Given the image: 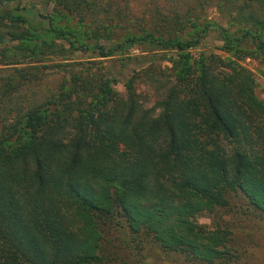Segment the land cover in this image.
<instances>
[{
  "label": "trees",
  "instance_id": "trees-1",
  "mask_svg": "<svg viewBox=\"0 0 264 264\" xmlns=\"http://www.w3.org/2000/svg\"><path fill=\"white\" fill-rule=\"evenodd\" d=\"M14 1L0 0V264H103L112 223L197 264L230 262L231 201L264 215V101L239 60L257 57L264 75V0H177L173 24L153 29L134 25L129 0H41L49 14ZM207 7L227 26L202 18ZM212 29L230 56L193 59ZM142 45L176 56L168 71H134L124 93L111 67L45 63ZM52 66L63 77L37 98ZM143 72L163 92L149 107Z\"/></svg>",
  "mask_w": 264,
  "mask_h": 264
},
{
  "label": "rangeland",
  "instance_id": "rangeland-1",
  "mask_svg": "<svg viewBox=\"0 0 264 264\" xmlns=\"http://www.w3.org/2000/svg\"><path fill=\"white\" fill-rule=\"evenodd\" d=\"M177 0L168 2L157 1L156 5L150 3V0H129L130 15L134 20V25L140 27L146 25L153 29L154 26L164 25L163 19L171 24L176 20L175 12H182V9L175 4ZM22 6H33L43 14L51 12V5H45L41 0H15ZM154 6H156L154 8ZM202 18L210 21L226 24L222 15L214 7H207L201 11ZM169 23V24H170ZM223 41L220 39L217 30H209L200 40L198 45L188 49L193 59H199L202 55L216 54L222 57H229L230 53L224 49ZM176 56V51H148L147 46H133L125 53H118L112 59L98 57L96 53L90 50L77 51L70 54L67 59L54 58L46 61L47 65L51 63H72L75 69L87 67L91 71H105L111 67L112 71L118 73V82L115 85L119 93H124V81L134 71H143L146 69L165 70L171 65L170 58ZM240 63L252 71L255 79V93L264 101V75L262 65L257 57L245 56L239 59ZM27 61V60H22ZM30 62L29 64H31ZM35 64V63H32ZM41 64V63H37ZM28 63L15 64V66H25ZM68 67V66H67ZM66 67V68H67ZM7 73L0 69V74ZM64 74L62 66H52L47 69V74L37 80L32 89L39 93L36 97L43 95L57 88ZM160 84L151 83L144 76L140 75L136 82L137 91L141 94L140 99L144 106H151L161 97L162 88ZM27 86H24L15 96V100L20 102L27 98ZM234 205L232 210L224 214V219L232 230L231 252L233 257L231 261L223 264H264V215L256 212L248 206L246 200L242 197H236L231 201ZM198 222L211 224L212 219L206 215L199 216ZM103 264H197L186 260L177 253H167L161 250L148 238H133V235L118 224H110L104 227L102 238Z\"/></svg>",
  "mask_w": 264,
  "mask_h": 264
}]
</instances>
